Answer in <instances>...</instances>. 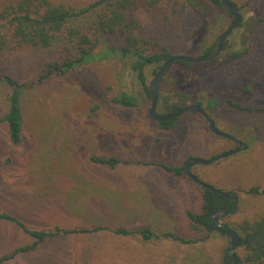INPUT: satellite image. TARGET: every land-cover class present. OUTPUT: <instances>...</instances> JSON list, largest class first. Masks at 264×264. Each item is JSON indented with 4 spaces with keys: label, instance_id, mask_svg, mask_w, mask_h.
<instances>
[{
    "label": "rangeland",
    "instance_id": "1",
    "mask_svg": "<svg viewBox=\"0 0 264 264\" xmlns=\"http://www.w3.org/2000/svg\"><path fill=\"white\" fill-rule=\"evenodd\" d=\"M8 1L17 0H0V5ZM48 1L78 9L95 0ZM181 1L157 0L139 13L141 23L135 34L147 53L168 49L172 55L199 56L228 27L230 18L208 0H194L197 7L190 10L182 8ZM231 1L238 6L242 26L227 37L219 66L196 63L178 72L172 65L160 87L157 113L166 111L165 97L176 100V90L188 99L183 107L193 105L197 96L218 100L206 112L219 130L247 147L212 165H194L191 172L206 184L238 195L236 210L220 221L240 235L241 222L264 215V193H247L253 187L264 189V113L255 111L264 106V90H255L264 87V0ZM102 43L120 44L104 37L97 49ZM5 49L19 50L6 51L0 74L19 83H34L21 96L22 146L11 147L6 125L0 124V212H10L33 228L77 225L81 220L114 226L121 219L130 222L148 215L152 222L147 226L156 235L173 233L190 241L180 244L161 237L143 241L136 232L141 226L137 222L124 225L132 231L129 237L109 232L59 237L8 264H223L227 238L214 231L208 236L197 233L185 219V211H202L197 185L186 175L174 178L158 166L145 164L184 167L191 158L208 160L231 151L234 142L214 135L199 114H183L171 129H160L148 114L150 100L130 68L132 58L110 56L35 82L46 63L60 60L58 48L32 50L10 44ZM229 49L248 52L237 62H222ZM157 69L158 65L145 68L148 85ZM247 84L254 86L248 94L243 93ZM9 91L0 83V117L8 108ZM121 92L135 97L140 106L113 105L110 99ZM88 152L113 154L132 164H119L114 173H90L80 166ZM57 160L66 165L76 162L82 173L90 174L76 177L68 186L62 180L64 186L57 190L43 179L44 173L54 171ZM83 180L89 185H82ZM25 242L16 228L0 222V254ZM64 252L71 259H63Z\"/></svg>",
    "mask_w": 264,
    "mask_h": 264
},
{
    "label": "trees",
    "instance_id": "2",
    "mask_svg": "<svg viewBox=\"0 0 264 264\" xmlns=\"http://www.w3.org/2000/svg\"><path fill=\"white\" fill-rule=\"evenodd\" d=\"M208 1L220 8L218 0ZM229 1L238 9L233 1ZM156 2L157 0H95L82 8L75 9L61 4L52 5L48 0L8 1L0 5V62H2L7 50H19L5 49L10 44H13L15 48H30L32 50L58 48L61 54L60 60L55 59L54 62L46 63L47 65L41 71V75L35 80V82H40L49 76H61L110 56H118L123 59L132 58L130 68L135 73L143 92L149 98V85L146 82L145 68L149 65H158L159 68L164 61L172 56L171 51L168 49H159L153 53H147L145 49L141 48L139 39L135 34L141 23L139 13L155 6ZM194 2V0H182L181 6L188 10L194 9L197 7ZM241 26L242 17L240 16L237 28ZM104 37L114 38L120 44L114 47H106L102 43L103 47L97 49ZM215 41L200 54L207 53L214 46ZM226 43L225 40L222 50H225ZM247 52L248 49H229L227 55L222 58V62H237ZM218 58L219 56L209 61L213 67L219 66ZM173 66L179 72L186 70L191 64L175 62ZM0 83H3L10 90L7 98L8 108L5 114L0 117V124L4 123L6 125V137L10 146L20 147L22 146V132L24 130L21 96L27 88L33 85L34 81L32 83H19L9 75L0 74ZM184 86L186 85L184 84ZM253 87L252 84L245 85L243 93L248 94ZM260 88L264 90V87L260 86L255 87V90L259 92ZM175 95L177 96L175 101L170 102L169 98L172 96L164 98L163 104L166 111L161 115H171L183 108L182 103L188 100L187 97L177 90ZM110 100L113 105L122 108L135 109L140 106V102L135 97L125 92L113 96ZM192 102L194 105L202 107L205 104L206 110L214 108L218 100L197 96ZM226 102L237 108L251 111L250 108L232 104L229 100ZM255 111L264 113V106L255 109ZM179 119L180 117L171 121L156 123V125L160 129L169 130L175 126ZM9 162L10 160H7V163ZM119 164L131 165L132 162L122 160L113 154L96 155L88 152L84 155L81 166L87 170L113 172L117 170L116 167ZM145 165L158 166L165 172L172 174L174 178L185 176L184 167L170 166L162 162L154 164L149 162ZM45 168L43 170H46ZM51 172L48 171L44 174L49 178ZM197 188L200 192L202 211L200 213H194L190 210L185 211V219L193 231L197 233L202 231L208 236L215 228L213 216L223 207L225 199L221 195L205 190L199 185H197ZM247 193L261 195L264 193V189L259 190L253 187L247 190ZM231 207L232 202H228L224 212L231 211ZM0 222L13 226L27 239L24 244L1 253L0 264L11 263L17 258L36 252L42 244L59 237L94 236L103 232H109L117 237H129L132 234V231L121 224L109 226L90 222L89 220H81L77 225L55 224L49 228H33L7 211L0 212ZM223 227L224 229H230L227 225ZM238 229H240L241 234L239 235L240 245L235 248L236 264H264V215H258L251 220H244L239 224ZM136 232L140 234L143 241L161 237L180 244L190 243V241L175 236L173 233L156 235L147 225H141L136 229ZM238 250H241V254H238ZM64 253L63 259H71L69 252ZM226 257L225 250L223 263Z\"/></svg>",
    "mask_w": 264,
    "mask_h": 264
},
{
    "label": "water",
    "instance_id": "3",
    "mask_svg": "<svg viewBox=\"0 0 264 264\" xmlns=\"http://www.w3.org/2000/svg\"><path fill=\"white\" fill-rule=\"evenodd\" d=\"M218 1L222 12L230 18V23L228 27L220 33V35L217 37L215 41L214 46L207 53L199 56H190L185 54L172 55L170 58H168L160 65V67L157 69L156 73L154 74V77L152 78L148 86V93L150 100V107L148 114L156 123L171 121L186 113L199 114L206 121L210 131L214 135L234 141L237 144L235 149L216 155L208 160L191 158L186 162L184 166V174L187 176V178L190 179L196 185L202 187L203 189L221 195L225 199L224 206L227 201L229 200L232 201V209L229 212V214H232L237 208L238 195L234 192L221 191L220 189H217L215 187L203 183L191 172V167L194 165H204V166L212 165L213 163H215L216 161L222 158H226L240 152L241 150L245 149L247 145L240 142L238 139L232 137L231 135L219 130L216 127L213 119L210 117V115L205 111V109L202 106L199 105L184 106L176 113L167 116H163L157 113V104L159 100L160 87L162 85L165 75L167 74L168 70L173 65V63L181 62V63L196 64V63H206L216 59L219 56L222 50L223 43L225 42L227 37L232 33L233 30L237 28L240 22L239 10L229 0H218ZM222 210L223 208L221 209L220 213H217L215 214V216H213V221L215 223V228L213 229V231L219 233L220 235L225 236L228 240V246L226 248L227 257L223 264H236L235 248L240 245V236L237 233V231L233 229H224L223 227L224 225L220 221V219L223 217Z\"/></svg>",
    "mask_w": 264,
    "mask_h": 264
},
{
    "label": "crops",
    "instance_id": "4",
    "mask_svg": "<svg viewBox=\"0 0 264 264\" xmlns=\"http://www.w3.org/2000/svg\"><path fill=\"white\" fill-rule=\"evenodd\" d=\"M80 164L82 165L81 161H80ZM78 167L79 166L76 164V162L66 165V163H63V162H61L59 164V161H58L56 164H54V171L51 172L52 173V174H50L51 176L49 178H48L47 175H45L43 177L44 182H45L46 179H50V182L48 184L51 185L53 188L57 189V188H61L62 186H64V185L60 184L62 180H64V183H66L65 186H68V184L73 183V181L76 179V177H78V176L79 177H83L85 175H88L87 173H89V172L82 173L84 171H90V173H95V174H97V173H114V172H116V171H113V172H110V171H93V170H87L85 168L81 169V170H84V171H80ZM80 183L82 185H89L87 183V181H85V180H83ZM121 220H122V222H120L121 225H135V224L140 223V225H144L145 224V225H149L150 226L151 222H152V221H149L148 215H147V217H145V219L143 218L142 220L133 219V218H132V221H130V222H126L123 219H121ZM126 223H128V224H126Z\"/></svg>",
    "mask_w": 264,
    "mask_h": 264
},
{
    "label": "flooded vegetation",
    "instance_id": "5",
    "mask_svg": "<svg viewBox=\"0 0 264 264\" xmlns=\"http://www.w3.org/2000/svg\"><path fill=\"white\" fill-rule=\"evenodd\" d=\"M193 105H194V104H193ZM205 111H206V110H205ZM181 116H182V115H181ZM230 141H231V140H230ZM232 142H234V141H232ZM234 143H235V142H234ZM235 144H236V143H235ZM236 146H237V144H236ZM228 202H232V201H230V200L227 201L226 204H225V206H224V204H223V206H224V207H222V208H223V210H222L223 217L227 216V215L229 214V212H230V211H228V212H224V209H225L226 205L228 204ZM224 203H225V201H224ZM222 208H221V209H222ZM221 209H220L217 213H220ZM231 209H232V207H231ZM217 213H216V214H217ZM214 216H215V215H214ZM223 217H222V218H223ZM222 218H221V219H222ZM221 219H220V220H221Z\"/></svg>",
    "mask_w": 264,
    "mask_h": 264
}]
</instances>
